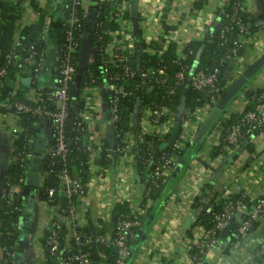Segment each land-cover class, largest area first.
Wrapping results in <instances>:
<instances>
[{"label": "crops", "instance_id": "obj_1", "mask_svg": "<svg viewBox=\"0 0 264 264\" xmlns=\"http://www.w3.org/2000/svg\"><path fill=\"white\" fill-rule=\"evenodd\" d=\"M227 1L136 0L128 27L134 39L142 33L145 39L154 41L157 47H148L150 52L166 50L172 41L178 45L194 39L207 40L210 38V25L213 26L215 17L223 10ZM90 4H85L88 22L86 43L80 57L81 66L95 58L94 45L90 38ZM113 4L114 0H107L108 13ZM243 5L252 18L251 30L244 37L243 51L230 59L221 77L220 83L224 90L231 86L245 67L264 54V0H244ZM64 6L65 0H0V64L4 62L6 52L19 43L21 32L25 28H29L31 34L44 40L48 54L38 84L34 85L32 71L26 65L23 73H16L11 77L15 81L14 85L5 79L1 83V100H9L16 95L34 98L54 83L58 67V47L53 36L63 30ZM78 74L80 73L77 72L76 81L79 83L81 74L80 79H77ZM261 86H264V66L249 79L246 87L229 101L223 117L227 118L231 114L237 118L241 116L250 102L245 90ZM108 91L106 82L82 90L85 100L84 115L90 118L89 121H95L85 130L86 139L101 141L107 137L111 141L113 125L109 114ZM133 115L138 125L139 115L137 112ZM200 115L194 116L189 123V141L195 138ZM206 116L207 114L201 118L200 123ZM39 127L38 134L33 138L35 150H43L49 146L52 139L49 125L44 123ZM137 128L138 126L135 130ZM16 129L15 115L0 107V187L4 171L13 160ZM218 137L219 126H216L205 139L206 148H209L213 141H217ZM192 148L186 147L188 161L185 158L177 173H171L162 193L153 200L143 201L146 195L147 168L140 169L138 160L132 153L127 158V186L124 187L128 194L127 210L139 214L142 223L136 229L130 251L122 264H185L186 241L203 230L205 223L198 218L204 211H211L216 203H222L231 194L242 193L253 200L264 195V125L246 136L240 144L233 145L226 154L215 158L210 157L204 146L198 150L193 146ZM101 161V154L97 152L93 160L96 170L89 178L91 181L80 206L86 216L85 225L92 222L100 229L111 231L115 220L110 218L108 212L112 208L115 210L120 201L117 195L120 186L119 163L117 159H112L105 165L103 172L99 173ZM185 183L189 185V189L194 190V195L191 193L189 198L182 193ZM33 194L36 195V189ZM143 202L147 203L146 207H143ZM191 210H195V215L189 227L191 230L187 232L183 222ZM28 232L22 230L19 233V254L14 264L43 263L41 247ZM232 234L231 228L227 238L221 236L219 245L208 253L207 264H264V258H254L256 248L264 240V214L243 239L231 243ZM227 246L228 249L225 250ZM108 263L102 260L98 264Z\"/></svg>", "mask_w": 264, "mask_h": 264}, {"label": "built area", "instance_id": "obj_2", "mask_svg": "<svg viewBox=\"0 0 264 264\" xmlns=\"http://www.w3.org/2000/svg\"><path fill=\"white\" fill-rule=\"evenodd\" d=\"M107 2V0H99ZM92 3L93 0H70V9L65 17L66 27L64 28L63 53L58 58L57 74L54 83L43 90V92L34 97L20 99L10 98L1 100L0 107L3 110L12 112L16 119V128L22 130L19 123L24 113H33L43 116L41 124H48L52 131V141L45 147L47 153L51 156L48 161V171H56L58 178L57 184L47 186L42 193L43 181L48 172L42 162L37 163L41 170L40 191L43 197L41 201L45 206L44 214L47 216L45 235L41 240L46 251L44 255V264H98L93 256L94 249L113 248L115 258L108 264L124 263L135 237L136 229L141 225V216L136 212L125 210L119 214L115 213L114 208L109 210L110 218L115 217V224L111 231H105L99 227H93L92 222L85 225L86 216L80 206L81 199L87 193L90 180L83 182L81 176L73 173L68 165V156L71 153L70 139L67 136V118L69 116V102L71 100L70 88L75 81L77 74V65L75 61V52L78 48L76 37V26L79 21L77 6L85 7L86 3ZM115 3V0H114ZM129 2L123 1L118 7L121 11L126 9ZM239 9L236 6L231 14V19L235 20L241 31L247 29L246 24L238 17ZM122 13V12H119ZM117 18L121 23L120 28L111 32V38L105 45V62L103 69L106 72L108 89L111 93L109 102L110 120L113 130L116 121L119 119L118 106L121 98L132 93L129 86L131 80L136 79L137 86L145 87H163L168 95L175 94L190 77V86L197 91H204L206 95V105L196 107L185 106L182 116V122L178 137L170 143L160 154L156 153L157 144L167 139L175 123V110L167 104H156L147 106L138 101V107L134 113L139 115L138 125L134 115L130 121L129 128L119 136L124 140L125 145L119 150L122 152L117 158L113 157L112 152H106L107 157L117 159L119 163L118 177L120 186L117 192L120 198L119 202H126L128 194L124 187L126 184V166L127 158L132 155L144 157V162L151 161L153 168L147 173L148 186L147 191L159 188L165 179L175 170L179 164L180 151L185 147L186 141L190 138L189 123L194 116L201 114V118L208 114L212 107L223 96L221 87L220 68L204 69L194 67L185 61L183 57V47L189 42L178 44L177 55L173 58L178 68L171 71L168 64L160 58L159 62L150 66H134L132 57L134 52V36L130 32L129 20L122 15ZM218 16L215 17L217 20ZM211 24V23H210ZM212 26L210 25L209 30ZM228 25H224L222 30H226ZM128 29V30H127ZM244 42V36L238 35L233 39L230 58L238 56V50ZM30 55L27 66L31 69L35 77L39 76L40 66L38 63L31 67L30 62H34L35 46L29 45ZM165 49L161 50L162 53ZM14 54V48L5 54L6 63H9ZM6 76L5 66L0 67V81ZM96 86V85H94ZM93 87V86H88ZM141 103V104H140ZM37 104V106H34ZM91 105V103L89 102ZM82 110L80 114L72 120V128L77 130L74 140H80L82 133L87 130L88 125L94 124L89 121L90 118L84 115ZM201 118L198 120L197 128L201 124ZM182 123V124H183ZM264 125V90L257 96L256 102L243 112L238 119L232 123L227 133V139L233 145H238L245 136L259 130ZM138 128L135 130V127ZM31 140V139H30ZM29 140V141H30ZM209 142V140H207ZM144 143L143 150H140V143ZM133 147V148H132ZM102 142L89 139L85 142L83 150L90 155V162L93 163L95 154L101 150ZM131 149V150H130ZM41 157L45 154L41 150ZM36 154L33 149H21L14 153L13 161H17L22 167L19 174L11 176L3 174L4 182H1L0 201L1 209L5 214H16V218L10 222V235L5 244L0 245L1 259L0 264H14L17 257V246L19 245L18 232L21 227L24 228L26 211V202L23 194V188L26 185L30 166L34 163ZM105 164L98 167L99 173L103 172ZM106 171V170H105ZM98 173V174H99ZM14 178V179H13ZM187 183L182 187V193L189 198L194 190L189 189ZM38 187V186H37ZM36 189V187H35ZM125 190V191H124ZM143 207L147 206V203ZM30 213V212H29ZM28 213V214H29ZM212 218L209 226H204L203 230L194 238L186 241L187 258L185 264H207V256L212 248L219 245L221 231L229 224L236 223L232 237L239 241L247 236L252 230L255 221L261 219L264 214V195L255 200L241 197L228 196L224 199L222 206L217 209H211ZM8 227V225H7ZM101 254V251H100ZM102 255L105 252L102 251ZM264 258V240L260 242L255 250L254 258Z\"/></svg>", "mask_w": 264, "mask_h": 264}, {"label": "trees", "instance_id": "obj_3", "mask_svg": "<svg viewBox=\"0 0 264 264\" xmlns=\"http://www.w3.org/2000/svg\"><path fill=\"white\" fill-rule=\"evenodd\" d=\"M123 1L129 2V6L124 9L120 10L118 7L120 4L122 5ZM136 0H115V3L112 5V9L110 10V13H108V6L107 2H100L99 0H93V2L90 4L88 11L90 12V15L92 17V32L90 33L91 41L94 45V51H95V58L82 65L80 64V57H81V51L83 47L85 46V35L87 34V22H88V14L86 11V8L78 5L77 6V13L79 15V21L77 22L76 26V37H77V43L78 48L75 52V61L77 62V72L81 74L80 82L78 83V94L75 95V90L77 89V81L75 78V81L72 83L70 88V95L71 100L69 102V116L67 118V136L70 139V146L72 147L71 153L68 156V165L70 167L71 172L79 174L81 176L83 182H86L89 180L90 176L92 175L94 170L96 168L93 166V163L90 162V155L87 151L83 150L85 142L88 140L86 139L84 133H82L80 140H74V136L77 133V130L72 128V120L74 119L77 114H80V112L85 107V100L82 96V90L85 87L88 86H94L103 82H107L106 78V72L103 69L104 62H105V50L103 47L108 43L109 39L111 38V32L114 30H117L120 28L121 23H119L118 19L122 15L127 20H131L132 18V9L134 8V2ZM244 0H228L223 10L218 14V18L216 21H218V24L216 26H212L210 28V38L207 40H200V39H194L189 41L184 47V55L183 57L185 61H188L190 64H193L197 59V53L199 50H201V55L199 58V68L204 69H212L214 67H219L221 71V77L224 75L225 69L228 66L230 62V54H231V47L233 43V39L237 38L238 35L242 34V36L245 37V35L248 34V32L251 30V20L252 18L249 16L248 12L244 8ZM238 7V17L246 24L247 29L244 31H241L238 24L235 20L231 19V14L235 7ZM70 9V0H65V6H64V15H68ZM122 12V13H119ZM224 25H228V28L226 30H222ZM66 27L65 18L63 21V30L60 34H55L54 40L57 43V65H58V58L63 53V43H64V28ZM135 50L133 52L132 57V64L136 67L140 66H150L154 65L157 62H159L160 58H163V62L168 64V67L171 71H175L178 66L176 63L173 62V58L177 55L178 51V45L176 42L172 41L170 42L168 48L164 50L162 53L156 51V52H150L148 47L156 46L153 40H147L142 36V33H140L139 36H136L135 39ZM34 44L35 46V54H34V62L31 63V67L35 66L37 63L40 66V74L43 72L44 63L48 57L47 51H46V45L42 38L38 37L37 35L31 34L29 28H25L22 30L20 35V41L17 43V45L14 47V54L13 58L9 63H6V57L4 58V62L0 64L1 66H5L6 68V74H9L11 77L15 76L16 73H23L24 68L28 64V57L30 55V48L29 45ZM157 47V46H156ZM245 47V43L243 42L242 46L238 50V55L243 51ZM46 65V64H45ZM32 75L33 83L38 84V77H35ZM220 77V79H221ZM5 79V78H4ZM4 80L0 81L3 83ZM187 82V81H186ZM186 82L183 84V86L173 95H168L167 91L163 87H145L140 88L137 86L136 79L131 80L129 86L132 89V93L128 96H125L121 98L119 101L118 106V115L119 119L116 121L115 128L112 133L111 141L104 137L102 142V148L98 151V153L101 154L102 157V164L107 165L110 162V158L107 157L106 152H112L113 157L117 158L122 154V152L119 150L121 147L125 145L124 140L121 139V137L118 135L119 132L123 133L126 129H128L130 126V121L132 120L133 113L135 109H137L138 101L141 103L147 105V106H154L156 104H167L169 105L173 110L177 109L178 102H174V99H180L183 95V91L185 89ZM249 82V81H248ZM248 82L240 89H244ZM46 89V88H45ZM264 86L256 87L252 90H245L246 95L249 97L250 102L247 104V109L251 107L257 100V96L263 92ZM222 94L224 95V90L222 91ZM235 97V96H234ZM14 98H20L27 100V96L23 95H16L12 97ZM108 101L110 102L111 99V93L109 92L107 94ZM74 99V101H73ZM140 103V104H141ZM206 95L204 91H197L194 90L191 86L188 89L187 96H186V106H190L191 108L195 109L196 107H202L206 104ZM34 106H37L35 104ZM227 105L225 108L220 112L218 117L213 122L212 126L208 130V132L203 136V138L199 142L193 141H186L185 147L180 151L181 157L186 158V161H188V157L186 156V147L188 149H201L203 146L205 147L206 152L210 155L211 158H215L220 155H224L227 153V151L233 146L232 143H230L227 139V133L229 131L230 126L232 123H234L238 118L236 115L231 114L229 117H223L224 111H226ZM43 116L33 113H24V116L20 119L19 123L23 127L22 130L17 131V135L14 140L13 144V155L16 151L23 149H29L30 139L34 138L38 132L37 128L41 125ZM219 126V139L217 141H213L210 144L209 148H206L204 145L205 139L207 138L208 134L212 132L214 127ZM253 134V133H252ZM251 135V134H249ZM248 136V135H247ZM246 137V136H245ZM244 137V138H245ZM51 138H53V135H51ZM52 141V139H51ZM162 142L157 144L156 147V153L160 154L163 149L160 148V144ZM140 150L145 149L144 143H140ZM119 148V149H118ZM46 148L43 149V152L46 151ZM42 153V151H41ZM43 154V153H42ZM51 159V156L47 151L42 156L43 165L44 168L48 171L49 163L48 161ZM138 164L141 168H147L148 171L153 168V163L151 161L144 162V157H137ZM186 164V163H185ZM22 170V167H20L19 163L17 161H11L9 165L6 167L4 173L5 175L8 173L11 176H15L19 174ZM171 174L168 176L170 177ZM161 184L159 188L152 189L150 191H146V195L143 198V201H146L148 199H156L163 191L167 179ZM14 179V178H13ZM58 181L56 171L47 172L42 186V193L45 187L47 186H53L56 185ZM1 182H4L3 178H1ZM148 178L146 176L145 179V185L148 186ZM41 193V197H43ZM232 197H241L245 196L246 198H249L246 195H243L242 193L237 194H231ZM224 201V200H223ZM2 201H0L1 204ZM223 202L216 203L212 209L217 210L222 206ZM127 203L126 202H118L115 206V213L119 214L121 212H124L127 210ZM17 216L16 214H5L3 212V208H0V245L5 244V242H10L7 238L8 235H10V228L9 224L11 221H13ZM211 218L212 213L211 211H204L201 216L198 218V220L205 223V226H209L211 224ZM114 220L115 217H113ZM257 221H255L254 226H256ZM8 225V227H7ZM93 227H96L93 224ZM236 223H234L232 229L235 230ZM191 228L187 229V232H189ZM47 231V229L45 230ZM234 238L232 237L231 243L234 242ZM98 249V248H97ZM93 250V256L96 260V262H101L102 260H106L109 263H111L115 258V250L113 248H104V250ZM228 249V246L225 248V250ZM101 251V254H100ZM102 251L105 252V255H102Z\"/></svg>", "mask_w": 264, "mask_h": 264}, {"label": "water", "instance_id": "obj_4", "mask_svg": "<svg viewBox=\"0 0 264 264\" xmlns=\"http://www.w3.org/2000/svg\"><path fill=\"white\" fill-rule=\"evenodd\" d=\"M217 24H218V21H215L213 23V26H216ZM200 55H201V50H199V52L197 53V61H199ZM197 66H198V62L194 64V67H197ZM263 66H264V54H262V56L259 57L254 62L250 63L247 67H245L243 71L240 73V75L231 84V86L224 90V95L212 107V109L209 111L205 119L200 124L196 132L195 138H194L195 142H199L203 138V136L208 132V130L212 126L215 119L218 117L220 112L225 108V106L229 103V101L240 91V89L249 81V79L256 72H258ZM77 79H80V74L77 75ZM5 80L6 82L14 85L15 81L13 78H11L9 74H6ZM189 87H190V77L187 79L182 97L180 99H177V98L174 99V102H178L176 113H175V123L167 139L160 144L161 149L166 148L170 143L174 142L175 139L178 137V134H179V131L182 125V116H183L184 109L186 106V96H187ZM74 94L75 95L78 94V82H77V89L75 90ZM38 129H40V127ZM29 147L30 149H33L36 156L34 158V163L30 166L26 185L23 188V194H24V198L26 202V211L23 212L25 216L24 227L27 229H30L31 226H33V220L30 218L29 212L33 210V204L35 202V196L33 194L34 189L35 187L39 186L40 179H41V170L39 169V166L37 163L42 162V157L40 156L41 150L34 149V139L33 138H31L30 140ZM184 162H185V158L181 157L179 164L173 171V174L177 173V171L181 168ZM194 215H195V210H191V213L185 218L183 222V226L185 230H187L192 225ZM233 225L234 223L229 224L221 231V236L223 238H227L229 236V231L233 227Z\"/></svg>", "mask_w": 264, "mask_h": 264}, {"label": "rangeland", "instance_id": "obj_5", "mask_svg": "<svg viewBox=\"0 0 264 264\" xmlns=\"http://www.w3.org/2000/svg\"><path fill=\"white\" fill-rule=\"evenodd\" d=\"M46 125H48V124H46ZM16 133H17V129H16ZM39 191H40V187L38 186V187H36V195H35V202L33 204V210L30 212L31 214H33L34 211L36 212L35 226H34V229L33 230L30 229V231L28 233H30L29 235L32 234V238L35 241L37 240L36 242L40 245L41 254H42V261H43L42 264H44V255H45L46 248L44 245H42L41 240L45 235L46 223H47L46 217L47 216L44 214L45 206L41 201Z\"/></svg>", "mask_w": 264, "mask_h": 264}, {"label": "flooded vegetation", "instance_id": "obj_6", "mask_svg": "<svg viewBox=\"0 0 264 264\" xmlns=\"http://www.w3.org/2000/svg\"><path fill=\"white\" fill-rule=\"evenodd\" d=\"M29 216H30V218L33 220V226H31V228H30V229L33 230V229H34V226H35V221H36V212L34 211L33 214L30 213ZM30 229H27V228H25V227H24V228L21 227L20 230H19V232H18V236H19L20 231H22V230H26V231L28 232V231H30ZM18 238H19V237H18ZM17 247H18V248H17V257H18V254H19V252H18L19 245H18ZM17 257H16V258H17Z\"/></svg>", "mask_w": 264, "mask_h": 264}]
</instances>
